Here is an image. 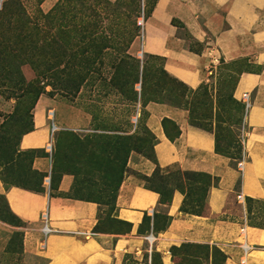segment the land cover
<instances>
[{"label":"crops","instance_id":"obj_1","mask_svg":"<svg viewBox=\"0 0 264 264\" xmlns=\"http://www.w3.org/2000/svg\"><path fill=\"white\" fill-rule=\"evenodd\" d=\"M209 46L226 62L241 60L248 65L238 75L234 89L237 99L247 92L251 103L244 114L247 129L242 168H237L238 158L216 152L214 134L190 124L187 109L149 101L144 123L154 136L155 161L145 156L128 160L130 172L122 178L113 208L72 195L76 177L71 173L60 174L52 189L43 181L44 192L6 187L0 178L5 202L0 199L22 222L16 226L0 219V256L8 252L17 232L23 253L41 259L42 264H127L129 258L141 259L146 250L149 256L152 250L159 253L160 264H174L170 248L182 243L216 246L226 256L224 264H242L243 257L244 264H264V227L247 219L244 223L245 207L235 198L240 193L243 198L264 201V0L153 1L141 50L162 58L169 75L190 89L198 88L206 80ZM48 109L54 110L51 100L40 97L33 107L32 130L18 140L19 150L39 151L31 168L46 176L53 162L41 152L49 135ZM164 118L179 129L173 140L164 132ZM87 123L82 116V123L56 124L61 130L81 129ZM157 166L165 173L176 168L210 176L212 182L204 196L207 213H182L185 192L179 189L172 191L168 204L159 203V193L143 180ZM43 210L54 230L45 238L40 221ZM154 213L170 216L164 228L153 230L152 222L143 224L144 215L153 219ZM150 232L155 236L151 251L145 240ZM244 243L249 246L246 254Z\"/></svg>","mask_w":264,"mask_h":264},{"label":"rangeland","instance_id":"obj_2","mask_svg":"<svg viewBox=\"0 0 264 264\" xmlns=\"http://www.w3.org/2000/svg\"><path fill=\"white\" fill-rule=\"evenodd\" d=\"M3 1L10 14L25 15L31 31L37 32L34 41L23 35V41L13 45V53L0 61V174L7 181L27 185L38 181L32 175L28 157L18 151V139L31 127L33 117L31 95L22 91L27 83L36 80L45 84L38 99L51 100L57 124L82 123V116L88 122L84 128L61 129L55 134L52 154L55 178L61 173L75 175L72 195L97 200L108 206L105 208L110 209L116 185L130 172L128 160L152 156V133L144 123L145 105L149 101H166L193 109V119L215 134L219 145L232 140L229 151L238 158L242 130L247 128L241 101L234 96V89L238 75L248 65L241 60L220 59L208 82L200 89L186 88L181 96L184 87L166 79L162 61L158 57H146L141 50L142 27L138 20L143 18L145 24L154 0H122L123 7L113 6L115 0H0V11ZM47 13L50 16L46 24L43 16ZM129 15L135 19V36L124 44L131 26L124 18L128 19ZM33 23L39 29L33 28ZM34 42L46 46L41 47L43 50L49 46L50 54L43 57ZM56 44L65 51L62 58ZM132 57L138 59L140 66L145 60L144 97H140V83L132 84ZM79 60H82V84L75 90L71 83L76 72L70 67ZM66 62L69 67L65 66L61 72ZM45 63L51 68L48 76L41 73ZM8 158L15 161L4 162ZM161 176L173 184L177 182L175 178H180L178 182L194 204L199 194L204 195L196 190L200 186L196 182L199 176H192L190 180L178 177L176 168ZM200 202V209L205 211L204 196ZM0 210L6 219L15 221L1 199ZM253 210L256 213L250 216L260 214L264 205L254 203ZM109 222L112 221L109 219ZM146 253L147 250L143 251L141 259L129 258L127 264H160L156 253L150 256ZM203 261L202 264L211 262ZM42 263L41 259L24 254L18 240L0 256V264Z\"/></svg>","mask_w":264,"mask_h":264},{"label":"trees","instance_id":"obj_3","mask_svg":"<svg viewBox=\"0 0 264 264\" xmlns=\"http://www.w3.org/2000/svg\"><path fill=\"white\" fill-rule=\"evenodd\" d=\"M2 9L0 11V61H3V59L5 57H7V55L12 54L13 53V45L15 43H20L22 42V36L25 35L27 36V39L30 41H34V38L36 37L37 32H32L31 29L29 28V24L30 21L28 20V18L24 15H19V14H10L7 10V3L6 1H3L2 3ZM113 6H120L123 7V3L122 0H115L114 3L112 4ZM127 7V6H126ZM152 8V7H151ZM151 10V9H150ZM49 13H47L46 15L43 16L45 23L46 20L49 18ZM132 15H129L128 19H125L126 22H129V24L131 25L129 28V31H127V37L124 41V44L129 43L133 40L134 36H135V19L131 18ZM50 21V20H49ZM47 24V23H46ZM45 25V24H43ZM32 27L35 29H39L38 26L36 25V23L32 24ZM28 31V32H27ZM40 32V31H39ZM57 33L60 32V29L58 28ZM120 34V33H119ZM46 35V33L44 34V36ZM23 44V43H22ZM34 45L36 47H38L37 50H39L40 52H42L43 57H47L50 52H51V48L48 46L47 50H43L41 47H43L44 45H39L36 44V42H34ZM57 48H60L59 52H60V57L62 58L63 55L65 54L63 47L60 44H56ZM126 46V45H125ZM28 47L30 48V45H28ZM46 47V46H44ZM144 55L146 57H153L152 55L149 54H145ZM156 57V56H154ZM157 58V57H156ZM159 58V57H158ZM162 61V58H159ZM122 61V59H120V62ZM132 69H133V86L136 83H140V97H144L143 95H145V89H146V85H147V77L145 74V60L142 61L141 66L139 64L138 59L132 57ZM65 66L69 67V65L67 64V62L65 64H63V67L60 68L61 72L64 70ZM72 67L70 68H74L73 71L76 72L75 75V81H72L71 83V87L74 88L75 90L78 89L80 87V85L82 84V60L77 61L76 63H74V65H71ZM43 69L41 70V73H46L45 76H48L47 71L51 70L49 64L45 63L44 66H41ZM119 68H121V63L118 66ZM141 67V68H140ZM0 69L1 66H0ZM66 69V68H65ZM162 73L164 74V76L166 77V79H168L170 82H175L179 85H182L184 87V89L181 91V96L182 93L185 92L186 88H188L184 83H182L181 81H179L178 79L172 77L171 75H169L166 70L163 68L162 66ZM45 85V84H43ZM43 85L40 84L39 80H36L35 83H27V87L26 88H22L23 91L22 92H28L29 95H31V103H30V107H34L39 95L41 93L44 92V87ZM201 88V85L198 87V89ZM194 92V91H193ZM135 96H136V91H134ZM158 102H164V103H168L173 105L170 102H166V101H158ZM176 106V105H174ZM241 106L243 109V103L241 102ZM183 107L187 110H189V122L190 124H192L193 126L205 129V127H203V125H201L200 122H197L193 119V115L191 113H193V109H189L187 108L185 105H183ZM167 125H169L167 127ZM162 126L164 129V132L166 134V136L170 139L173 140L176 136H178L179 134V129L178 127L174 124V122H172L171 120L164 118L162 120ZM32 130V125L29 129H27L26 131H24L23 133H26L28 131ZM209 131V130H208ZM22 133V134H23ZM21 134V135H22ZM20 135V136H21ZM215 137V150L218 153L224 154L228 157L234 158L230 151H229V147L231 146V142L232 140H227L226 144L224 146L219 145L218 142V138L217 136L214 134ZM20 138V137H19ZM19 140V139H18ZM152 146H151V153L152 156L151 157H147L149 159H152L153 161H155L154 156H153V144H154V136L152 135ZM240 145V143H239ZM239 156L238 159H240L241 157V146H239ZM19 153H21L22 155H26L28 157V162L31 168V163L33 161V158L35 156V154L39 151L37 150H18ZM41 152L43 154H45L44 150L42 149ZM237 158V157H235ZM15 160H13L12 158H8L7 160H5L4 162H13ZM52 161H53V156H52ZM32 169V168H31ZM165 172L163 170H161L158 166L155 168L154 172L152 173V175L150 177L147 176H143V180L146 181V186H148L151 189H154L155 191H157L160 195L159 197V203L163 204L166 203L168 204L171 198V194L172 191L174 189H179L182 192H185V196H184V200L182 203V206L180 208V211L182 213H192V214H206L207 213V207L205 209V211H202L201 208V202L203 199V196H205V192L206 189L210 186L211 184V178L208 175L205 174H200V173H195V172H184V171H180L179 169H177V175L179 177V175L184 176L186 179L190 180L192 176H199V180L196 181L197 184L199 183L200 186L196 187L197 193L198 191L201 192V194L204 195H198L197 198L195 199L197 203H193V201L191 199L188 198V192L186 190H184V187L182 186V183H179L178 181H180V178H175V180L177 182L170 183V180H165L164 177L161 176V174H164ZM169 173V170L168 172ZM62 174V173H61ZM32 175H36L37 176V183L35 182V184L32 185H27V184H21V183H16V182H11V181H7V178L5 176H2L0 174V178L2 180V182L4 183V185L6 187H10V186H18V187H22L28 190H32V191H36V192H44V186H43V179L44 176H46V174H41L38 173L37 171H35L34 169H32ZM60 175V174H59ZM58 175V176H59ZM58 176L55 178L54 176V172H53V162H52V168H51V172H50V178H49V185L48 188L52 189L55 187V181L58 178ZM183 177V178H184ZM184 178V179H185ZM174 180V181H175ZM122 179L119 180L118 184L115 187V193L113 196V200L111 203V208H113V202H114V198L116 195V192L118 190V187L121 183ZM239 182V180H238ZM196 184V185H197ZM202 196V197H201ZM75 197L78 198H82V199H87V200H91L97 203V200H93L90 198H85V197H79L77 195H75ZM0 198H2V200L4 201V196L0 195ZM236 198V197H235ZM237 199V198H236ZM5 202V201H4ZM254 203H261L264 205V201H260V200H254L252 198L246 197L244 198V207L246 210V219L249 223H251L254 226H258V227H264V210L260 213V214H256L254 216V214L256 213L255 210L252 211V206ZM5 208L7 209L8 214L11 216V218H13V220L15 221H11L9 219H6L3 216V211L0 210V219L4 220L12 225H21L22 222L14 215L10 212V210L8 209V206L6 205V203H4ZM252 213H254L252 216H250ZM253 218V219H252ZM259 219V220H256ZM112 220V219H111ZM170 220V216H168L167 214L164 213H154L153 214V219H151L150 216L148 215H144L143 217V224L144 225H148L149 223L152 222V228L153 230L155 229H161L164 228L166 226V224L168 223V221ZM120 224H124L126 226V228L128 229L130 227V224L122 222V221H117ZM160 223L158 227L157 223ZM97 228V227H96ZM20 234L15 232L14 234V239L12 238V240L10 241V246L11 244L15 241V240H19V244L21 246L20 243ZM8 246V249L9 247ZM152 253H156L158 255V257L160 258V254L155 252V251H151V255ZM170 253L172 256V259L174 261V264H202L201 262H204L203 260H210V264H224V261L226 259L225 254L216 246H209L207 244H193V243H182L180 246L176 247V246H172L170 248ZM147 254V253H146ZM145 254V255H146ZM160 262V261H159ZM151 264V263H150ZM204 264V263H203Z\"/></svg>","mask_w":264,"mask_h":264},{"label":"built area","instance_id":"obj_4","mask_svg":"<svg viewBox=\"0 0 264 264\" xmlns=\"http://www.w3.org/2000/svg\"><path fill=\"white\" fill-rule=\"evenodd\" d=\"M138 24L141 25V27H142L141 36H140L141 41H142L143 40V26H144L143 25L144 24L143 18L138 20ZM207 50H208V54H209V63L207 64L206 71H205V74H206L205 75V77H206L205 82L209 81V77L213 74V71L216 68L217 64H219V60H220V57L218 56V54L216 53L215 49L212 46H209L207 48ZM239 100L243 103V111H244V114H246L248 109L250 108V105H251L250 100H249V94L247 92H242L240 97H239ZM47 117L49 120V135H48V140L44 146V151L48 155L49 160H51L53 150H54V137H55V134L58 132L59 127L54 121V110L53 109L47 110ZM245 135H246V131L243 129L242 130V137H241L242 144L244 143ZM243 162H244V153H242L241 158L237 161L236 165H237L238 169L242 168ZM49 175L45 176L43 179L44 184H46L47 186L49 185V178H50ZM236 198H237L238 202L240 204H242V206L244 208L243 196L240 193H238L236 195ZM243 218H244V223H245L246 222L245 214L243 215ZM40 221H41V232L43 234V237L45 238L48 234H50L54 231L53 228L50 226L49 217H48L46 210H43L40 213ZM240 232L244 233V227L240 228ZM145 240L148 243L149 251H151V247L155 241L154 234H152V232L148 233L145 236ZM243 249H244V254H246L247 250L249 249V246L244 243ZM240 263H242V264L245 263L244 257L240 260Z\"/></svg>","mask_w":264,"mask_h":264},{"label":"water","instance_id":"obj_5","mask_svg":"<svg viewBox=\"0 0 264 264\" xmlns=\"http://www.w3.org/2000/svg\"><path fill=\"white\" fill-rule=\"evenodd\" d=\"M141 54V53H140Z\"/></svg>","mask_w":264,"mask_h":264}]
</instances>
